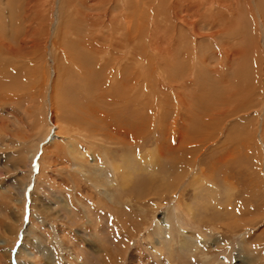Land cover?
<instances>
[{"label": "rangeland", "instance_id": "1", "mask_svg": "<svg viewBox=\"0 0 264 264\" xmlns=\"http://www.w3.org/2000/svg\"><path fill=\"white\" fill-rule=\"evenodd\" d=\"M173 1L0 0V264H264V0Z\"/></svg>", "mask_w": 264, "mask_h": 264}, {"label": "bare ground", "instance_id": "2", "mask_svg": "<svg viewBox=\"0 0 264 264\" xmlns=\"http://www.w3.org/2000/svg\"><path fill=\"white\" fill-rule=\"evenodd\" d=\"M171 1V0H170ZM175 1V0H174ZM174 1L172 2V7H175L174 9H176V6L178 5L176 2H175V4H177V5H174ZM190 1H192V0H190ZM204 2H205V0H203ZM208 1V0H207ZM227 1H229V0H216V4H219V6H222V7H227L226 6V2ZM181 2V1H180ZM188 2V1H187ZM186 2V0H185V3H187ZM203 2V3H204ZM110 3V2H109ZM171 4V3H170ZM188 4H189V2H188ZM192 3H190V5H191ZM211 4H213V1H211V3H209V5L208 6H210ZM228 4V3H227ZM188 6V8H191L192 7V5L191 6ZM207 6V7H208ZM171 9V8H170ZM226 9H228V7L226 8ZM180 10V9H179ZM179 12V11H178ZM176 13H177V11H176ZM178 16H179V14H177ZM191 18H192V21L190 22L189 21V23H187V25L188 24H190V25H193L195 22H196V20L198 19V17H199V14H198V11H197V9L196 10H194V8L192 7V14H191ZM203 16V13H202V15H201V17ZM205 16H206V14H205ZM200 17V18H201ZM83 20H84V22L86 21V24L87 23H89V25L91 24V18L90 17H88V15H83ZM206 18V17H205ZM181 19V18H180ZM180 19H178V20H180ZM184 19V18H183ZM187 21V20H186ZM111 22V21H110ZM111 24H112V22H111ZM209 24V23H208ZM88 25V24H87ZM183 25H184V23H183ZM194 28V27H193ZM17 30H19V29H17ZM196 31H197V29H195V30H193V34H195L196 33ZM20 31H18L17 33H19ZM118 35L120 36V35H122V33L121 32H118ZM111 36V35H110ZM130 39V38H129ZM128 41V40H127ZM111 43V42H110ZM109 43V44H110ZM94 44V43H93ZM157 45V44H156ZM155 45V51L156 52H158V53H161V54H163V53H165L164 51H165V49L163 48V47H161V46H163L162 44H160V43H158V45L156 46ZM95 46V45H94ZM110 46H112V45H110ZM109 46V47H110ZM108 48V47H107ZM5 49V48H4ZM94 50H92V52H93ZM131 51L133 52V54H135V53H137V49H131ZM100 53V52H99ZM157 53V54H158ZM93 55L94 56H96V54L95 53H93ZM110 52L109 53H104V54H102V60H104L105 61V63H106V65H107V67H108V65L110 66L111 64L109 63V61H110V59H109V57H110ZM107 59V61H106V59ZM123 58V57H122ZM122 58H118L119 60L117 61L118 63H117V65H116V68L115 69H117L115 72H113L112 70H110V73L111 74H113L112 75V77H110L109 78V81H107V83L109 82L110 84H112L113 85V83L116 81L115 79L116 78H114V75L115 74H117V73H119V72H117V71H120L119 70V68L122 66V64L124 63L125 64V62H127V59H125V62H120V60L122 59ZM195 59H197V58H195ZM109 60V61H108ZM111 60H113V61H115L116 59L115 58H113V59H111ZM104 65V64H103ZM106 65H105V67L104 68H107L106 67ZM102 66V65H101ZM134 68H135V66H134ZM134 68H133V66L132 65H130L129 67H127V70H126V83L128 84L129 82H131V83H134V81L136 80V77H135V75H137L136 73L134 74ZM107 72V71H106ZM110 73H108V74H110ZM53 74V73H52ZM113 87V86H112ZM123 88H125V87H123ZM128 88H129V85H128ZM131 89V88H130ZM135 89V86L131 89V92H129V93H132V91ZM177 92V91H176ZM181 92V91H180ZM122 95H124V94H122ZM127 97V96H126ZM129 97V96H128ZM178 98L179 99H181V97H179V95H178ZM123 99H124V97H123ZM127 99V98H126ZM125 99V100H126ZM129 100V99H128ZM127 101V100H126ZM179 102H181L182 104H183V100L181 99V100H179ZM123 103V102H122ZM223 103V102H222ZM221 109V108H220ZM219 111V110H218ZM221 112H223V110L221 109L220 110ZM221 112H219V113H214V114H216V116L217 117H219V115H222L221 114ZM224 113V112H223ZM225 114V113H224ZM212 117V116H211ZM208 119H209V117H208ZM211 120V119H210ZM209 120V121H210ZM55 129H57V128H55ZM58 130V129H57ZM56 130V131H57ZM56 131H54V133H53V136H52V138H51V140H50V142H49V146L50 145H53V143L54 144H56V140H57V138H61V137H59L60 135H58L57 133H56ZM120 132V131H119ZM60 133V132H59ZM126 136V135H125ZM61 139H64V138H61ZM59 140V139H58ZM200 141L198 142V143H196V145H200ZM179 146H181V147H179V148H182V145H181V143H179ZM160 148V147H159ZM168 148H170V147H168ZM179 148H176V149H171L170 148V150L171 151H177ZM109 156V155H108ZM108 162H109V166H111V169H112V171H113V177L115 178V181H117V175L115 174V173H118V171L120 170V169H122L123 168V171L122 172H124V173H126V168H125V165L126 164H123V160H122V162L120 163L121 165H119V163L117 164V163H115L113 160H111V159H109V158H105ZM132 159V158H131ZM110 160V161H109ZM114 162V163H113ZM126 163V162H125ZM105 164H106V162H105ZM129 169V168H128ZM125 177H126V174H125ZM123 178V177H122ZM96 187H98L97 185H96ZM173 224H174V222H173Z\"/></svg>", "mask_w": 264, "mask_h": 264}]
</instances>
